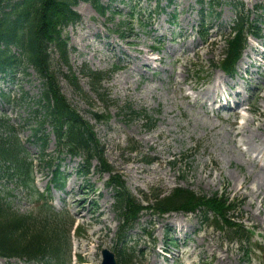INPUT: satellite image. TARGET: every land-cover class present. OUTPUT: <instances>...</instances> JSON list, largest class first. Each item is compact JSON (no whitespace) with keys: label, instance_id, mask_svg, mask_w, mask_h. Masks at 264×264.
Instances as JSON below:
<instances>
[{"label":"rangeland","instance_id":"374dc122","mask_svg":"<svg viewBox=\"0 0 264 264\" xmlns=\"http://www.w3.org/2000/svg\"><path fill=\"white\" fill-rule=\"evenodd\" d=\"M100 2L109 5L106 16L90 3L80 1L74 9L81 20L63 32L68 39L72 69L85 95L63 77L65 67L56 66L62 94L93 125L107 164L139 202L148 203L143 194L169 193L178 187L197 195L219 192L227 194L236 206L229 220L243 226L235 233V226L222 220L217 224L212 212L206 222L198 213L159 216L144 212L130 233L128 245L135 246L137 257L133 264H219L222 255L228 256L231 264H264V205L259 202L254 181L264 176V170L250 160L258 153L264 155V61L258 56L264 44V0H213V15L205 18L210 27L207 34L199 32V13L201 7L210 12L209 0H203L202 5L198 0H175L168 8L162 1L166 7L163 14L154 12L156 6L150 0ZM235 2L243 4V13H248L250 20L258 21L262 39L250 38L251 49L245 51L241 65H237V75L230 79L219 68L231 35ZM131 12L136 18L129 23ZM140 19L148 26L141 27ZM121 23H127L126 29L121 28L122 37L116 31ZM114 64L120 69L102 83L104 100L99 99L81 74L82 67L108 72ZM245 67L246 79L241 77ZM27 72L29 75H24L19 70L13 80L0 75V91L11 98L18 99L23 92L38 98L40 82L33 69ZM218 76L223 85L212 89ZM236 92L240 97L234 96ZM220 95H228L232 101L244 99L248 109L237 115H215L207 103ZM0 103V115L17 130L25 156L34 162V185L42 193L48 187L50 173L38 162L41 149L33 136L37 106L32 102ZM128 106L131 110L126 109ZM141 111L145 113L139 114ZM92 112L108 114L109 119L97 122ZM235 123L241 127L236 128ZM55 150L56 140L50 134L45 154L55 156ZM81 160L82 157L65 156L62 170L69 175L66 188L63 192L52 190L48 200L61 212L60 224L68 231L70 226L64 223L68 217L78 224L75 233L70 229L69 245L63 250L70 254L65 257L67 264H100L101 249L114 248L118 219L112 207V192L105 186L109 174L98 171L99 161L94 158L84 181L76 173ZM36 190L29 191L14 179H0V198L11 210L19 214L33 212L40 220L44 214L35 210ZM143 227L152 231L150 237ZM179 227L185 229L186 235L175 233L181 244L172 248L164 239L165 232ZM66 234L67 228V237ZM211 238L213 245L208 247ZM163 246L172 252L168 259L158 252ZM0 264L37 262L16 257L0 258Z\"/></svg>","mask_w":264,"mask_h":264},{"label":"trees","instance_id":"16d2710c","mask_svg":"<svg viewBox=\"0 0 264 264\" xmlns=\"http://www.w3.org/2000/svg\"><path fill=\"white\" fill-rule=\"evenodd\" d=\"M78 1L0 0V73L13 77L15 72L21 70L25 75H29L26 70L31 67L41 85L40 95L36 99L23 92L18 99L7 96L3 97V100L5 103L32 102L37 106L33 116L37 120L33 136L41 149L38 162L50 172L49 182L56 189H62L66 180L65 172L61 170L62 155L82 157L79 174L82 173L83 176L89 174L94 158L99 161L100 171L112 170L104 158V147L93 125L68 102L59 86L56 66L59 68L64 66L66 73L62 74L63 77L71 83L72 88L85 95L70 63L68 39L63 36L67 26L80 21V15L72 8ZM82 1L92 4L102 16L109 9L101 4L100 0ZM162 1H165L166 7H171L175 0H155L158 12H164V7L160 5ZM198 2L203 4V0ZM212 6L213 0H210L209 7ZM201 8L200 28L203 30L205 16L204 8ZM234 9L238 20L232 29L234 35L226 41L227 46L220 63V68L227 74H233L235 71V63L246 46L247 33L258 35V27L248 21L242 12L243 4L235 2ZM130 17L135 18L133 12ZM127 23H121L116 31L120 33L123 26L126 29ZM139 24L146 26L140 20ZM12 47L16 53L11 50ZM82 68L81 74L88 79L92 93L104 100L102 83L119 67L114 65L108 72L92 71L87 65H83ZM26 100L28 102H24ZM126 109L131 110L129 106ZM141 113L145 112H139ZM91 116L97 122L104 123L109 119L108 114L97 112H92ZM0 132L5 133V136L0 134V176L17 179L19 185L31 192L36 190L32 175L34 164L25 156L16 134L17 130L1 116ZM50 134L55 137L56 150L55 156L48 157L45 149ZM107 186L113 192V210L120 222L117 242L121 244L116 246V251L124 264H131L133 255L129 253L133 250L130 248L128 251L125 247L124 239L142 210H150L160 215L173 211L203 210L205 214L206 211H211L226 222L225 216L233 209L228 198L218 196L217 193L212 196L197 195L192 190L181 187L174 188L169 193L159 191L149 196L146 194L148 205L143 206L119 176L110 175ZM39 196L42 197L41 194ZM38 209L44 214L40 220L32 215L33 212L28 214L13 212L3 198H0V256L25 258L41 264H65V257L68 254L63 250L69 245V237L65 236L64 225L60 224L62 218L46 205L39 206ZM68 224L72 227L71 223L67 222Z\"/></svg>","mask_w":264,"mask_h":264},{"label":"bare ground","instance_id":"6f19581e","mask_svg":"<svg viewBox=\"0 0 264 264\" xmlns=\"http://www.w3.org/2000/svg\"><path fill=\"white\" fill-rule=\"evenodd\" d=\"M223 80H221V77L220 76H218L217 78H216V80L214 81V83L212 84V89L213 88H216V87H218V86H221V85H223ZM241 126L239 125L238 127H236V128H240ZM234 135H237V133L236 132H234L233 133ZM258 154H260V153H258ZM251 160V159H250ZM251 161H254V160H251ZM254 181H255V187H256V193H257V195H259L260 196V199H259V202L260 203H262V205H264V176H259V177H257L256 179H254ZM174 220H176V221H178V223H180V224H183L184 223V221L182 220V219H174ZM180 232H183V229H180L179 230ZM204 238H207L208 239V237H204ZM212 241H214V238H211V239H209V244H207L208 245V247H211L212 245H213V243H212ZM211 242V243H210ZM210 251H212V249L210 248ZM227 251H228V249H227ZM226 251V252H227ZM217 263H219V264H231V260H230V258L228 257V256H226V255H222V256H220V258H219V260H218V262Z\"/></svg>","mask_w":264,"mask_h":264},{"label":"water","instance_id":"95a60500","mask_svg":"<svg viewBox=\"0 0 264 264\" xmlns=\"http://www.w3.org/2000/svg\"><path fill=\"white\" fill-rule=\"evenodd\" d=\"M102 262L101 264H117L114 253L107 249H103L102 252ZM264 260V255H263Z\"/></svg>","mask_w":264,"mask_h":264}]
</instances>
